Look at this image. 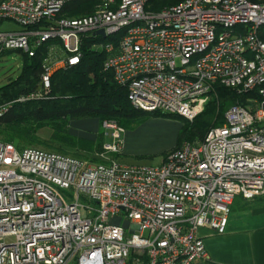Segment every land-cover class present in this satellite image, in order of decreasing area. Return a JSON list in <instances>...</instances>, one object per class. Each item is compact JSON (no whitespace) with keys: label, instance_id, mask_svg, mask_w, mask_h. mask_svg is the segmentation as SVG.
<instances>
[{"label":"built area","instance_id":"1","mask_svg":"<svg viewBox=\"0 0 264 264\" xmlns=\"http://www.w3.org/2000/svg\"><path fill=\"white\" fill-rule=\"evenodd\" d=\"M73 1L0 0V22L21 27L0 31V52L33 56L58 42L38 88L14 102L46 98L52 73L78 64L85 39L136 110L192 121L217 85L256 96L158 165L118 160L125 129L113 120L102 123L106 140L92 165L0 141V264L206 260L199 230L222 234L236 196H264V0H182L157 13L145 10L148 0H99L91 13L63 14ZM118 215L128 228L110 222Z\"/></svg>","mask_w":264,"mask_h":264},{"label":"trees","instance_id":"2","mask_svg":"<svg viewBox=\"0 0 264 264\" xmlns=\"http://www.w3.org/2000/svg\"><path fill=\"white\" fill-rule=\"evenodd\" d=\"M181 1L148 0L145 10L157 13ZM98 2L99 0L69 2L62 13L69 16L88 14ZM258 35L264 41V26L260 27ZM94 41H83L78 64L52 73L46 98L14 102L21 95L38 88L48 47L51 43L58 42L52 40L42 44L33 56L22 53L23 65L20 73L0 86V107L9 105L0 115V141L12 143L19 149L26 147L21 144H40L49 148L45 150L61 154H66L64 148H68L94 155L101 150L105 141L103 130L97 129L93 139L76 136L70 132L72 121L91 118L101 123L104 120H113L126 130L138 125L145 116H170L178 119L181 124L175 146L171 149L174 150L183 143L193 144L202 140L210 128L223 124L224 113L230 106H246L249 104L247 99L256 96L255 92L239 93L236 89L217 85L202 111L192 121L157 111L136 110L127 99L126 88L116 84L111 72L103 68L105 54L91 48ZM44 127H49L51 134L48 140L41 141L36 133ZM90 161L100 162L98 158Z\"/></svg>","mask_w":264,"mask_h":264},{"label":"rangeland","instance_id":"3","mask_svg":"<svg viewBox=\"0 0 264 264\" xmlns=\"http://www.w3.org/2000/svg\"><path fill=\"white\" fill-rule=\"evenodd\" d=\"M12 30H21V27L11 20H3L0 22V31ZM21 55L22 53L18 52L17 50H9L0 54V86L8 83L10 80H13L18 76L23 65V59ZM211 96L212 95L208 97V100L211 98ZM149 119L151 120L150 124L153 123L155 124L154 126L146 127ZM104 121L99 123L96 119L91 118L72 121L70 123V132L76 136L93 139L95 138L96 133L93 129L100 128L103 130L102 123ZM180 125L181 124L178 119L172 118L170 116H148L147 118L145 116L144 119L138 123V125L135 127L132 126L133 128L128 127L126 129L133 133L129 135L127 133L124 134V149L121 155L118 156V160L128 164H160L163 161L165 154H167V152H169L175 146ZM50 134L51 129L49 127H44L37 131L36 136L41 141H46L49 139ZM21 146L49 149L40 144H21ZM64 150V152L69 156L80 157L78 159L84 161L87 165L96 164V162H91L90 159L97 158V154L90 155L85 152L73 151L68 148H64ZM114 158H117V156H114ZM64 193L67 196H70L71 194L68 192ZM80 202L91 205V203L84 198L80 199ZM110 222L126 228H128L130 225V221L125 218L124 215H118L110 219Z\"/></svg>","mask_w":264,"mask_h":264},{"label":"crops","instance_id":"4","mask_svg":"<svg viewBox=\"0 0 264 264\" xmlns=\"http://www.w3.org/2000/svg\"><path fill=\"white\" fill-rule=\"evenodd\" d=\"M148 121L146 127L155 125ZM125 133L133 132L125 130ZM124 144L123 140V149ZM199 235L208 258L193 264H264V196L252 200L236 196L230 205L225 231L217 234L202 228Z\"/></svg>","mask_w":264,"mask_h":264},{"label":"water","instance_id":"5","mask_svg":"<svg viewBox=\"0 0 264 264\" xmlns=\"http://www.w3.org/2000/svg\"><path fill=\"white\" fill-rule=\"evenodd\" d=\"M97 34L101 35L102 37H104V33L102 30L98 31Z\"/></svg>","mask_w":264,"mask_h":264}]
</instances>
